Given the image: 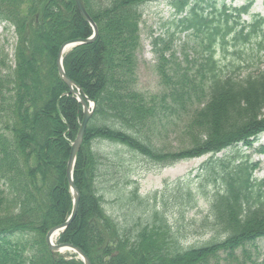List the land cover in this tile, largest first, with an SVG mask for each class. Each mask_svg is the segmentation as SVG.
<instances>
[{
  "label": "trees",
  "instance_id": "1",
  "mask_svg": "<svg viewBox=\"0 0 264 264\" xmlns=\"http://www.w3.org/2000/svg\"><path fill=\"white\" fill-rule=\"evenodd\" d=\"M153 1L159 0H84L99 35L70 50L64 67L96 106L75 163L78 213L58 242L79 246L93 264H258L253 250L264 238V178L255 177L258 163L237 146L251 147L264 131V70L253 62L255 53L241 50L253 40L264 49V17L246 24L240 16L248 6L169 0L179 30L203 34L206 43L200 60L193 63L187 55L189 65L176 63L171 76L161 54L167 91L149 95L138 88V54L140 8ZM0 21L18 37L15 67L0 72V264H84L75 255L53 256L46 234L71 213L67 161L83 118L82 105L59 75L58 50L91 36L92 27L74 0H0ZM219 47L225 60L217 57ZM243 66L257 72L241 78ZM172 115L185 140L177 151L159 148L151 138L168 131ZM99 141L164 165L209 154L198 185L182 189L179 214L185 218L204 197L207 213L190 223L212 231L211 239L182 245L180 228L158 206L146 223L121 226L98 188ZM204 181L212 186L207 192ZM133 196L139 197L138 188ZM16 233L31 238L15 248L6 236Z\"/></svg>",
  "mask_w": 264,
  "mask_h": 264
},
{
  "label": "rangeland",
  "instance_id": "2",
  "mask_svg": "<svg viewBox=\"0 0 264 264\" xmlns=\"http://www.w3.org/2000/svg\"><path fill=\"white\" fill-rule=\"evenodd\" d=\"M226 2L233 7L249 6L248 12L241 16L242 21L247 24L258 16H264V0H226ZM220 3L221 0L218 2L219 6ZM140 9L142 11V48L138 54V88L149 95H161L163 91H167V83L158 68L161 54L169 60L164 66L166 72L171 76L173 75L172 69L177 67L176 63L182 69L189 65L186 60L187 55L193 63L195 60L197 62L201 59L202 44H205L206 40L203 39V34L179 30L169 0L150 2ZM17 40L18 37L10 23L0 21V72L6 73L15 67L14 53ZM167 45L170 46L169 49H166ZM229 45L232 47L229 51L231 54L234 45L233 43H229ZM242 48V51L255 53L253 62L260 64V68L264 69V49L258 47L257 40L243 45ZM222 51L221 47L217 49V57L225 59L222 56ZM259 58H261L260 62ZM3 59L5 65L2 64ZM254 70L255 68L252 66L244 67L242 76ZM169 119L168 131L152 134L151 138L159 148L177 151L185 141L181 135L182 124L175 118V115L169 116ZM94 148L102 157L97 184L104 197V206L121 226H132L139 219L146 223L152 210L158 206L160 210L166 211L169 222L176 228H180L182 236L179 233L178 235L181 237L182 245L186 247L201 245L211 239L212 231L198 226L192 228L190 223L195 214L197 217H201L207 213L208 205L205 203L204 197H201L196 207L186 211L185 218H180L179 214L182 204V189L194 188L198 185V175L202 164L207 161L210 155L164 165L108 141H99L94 144ZM230 149L236 151V148ZM260 149H264V133L258 137L251 148H247L243 144L238 145L240 153L251 155L254 161L259 162V169L255 173L259 179L264 178V150L261 152ZM226 152L222 151L217 157H222ZM203 187L207 192L212 186L204 181ZM137 188L139 197L135 198L133 192ZM141 199L144 200L142 204ZM6 238L16 248L18 244L24 243L31 237L16 233L7 235ZM257 245L258 250H253V254L257 263L261 264L264 260V238L260 239ZM30 253L27 248L26 254ZM64 254L72 255L70 252H64Z\"/></svg>",
  "mask_w": 264,
  "mask_h": 264
},
{
  "label": "water",
  "instance_id": "3",
  "mask_svg": "<svg viewBox=\"0 0 264 264\" xmlns=\"http://www.w3.org/2000/svg\"><path fill=\"white\" fill-rule=\"evenodd\" d=\"M75 2H76V5H77L79 11L81 12V14L92 25L93 35L89 38H80V39H75L72 41L65 42L59 48L58 56H57V66H58L59 74H60L61 78L68 84V86L70 88V93L73 95H76L77 99L83 105V112H84L82 123L80 125L77 137L71 146V151H70V155H69L68 162H67V178H68V181H69V184L71 187V191L73 194V207H72V211H71L69 218L65 222H63L62 224H59V225H57V226H55L49 230V232L46 235V240L48 242V245H49V248H50L52 254H55V253L62 251L64 249L72 250L75 253H77L78 257L84 262V264H92L90 258L87 256V254L80 247H78L72 243L56 244L53 241V237L56 234L63 231L64 229H66L74 221V219L78 213L79 202H80V193H79V190L74 183L73 172H74V166H75V161H76L78 151H79V149L83 143L86 128H87L88 122L90 120V117L93 113V111H91L89 106H88L89 99H87V97H85V93H84L83 89L76 82H74L72 79H70L68 77V75L65 72L64 66H63L64 54L66 53V51L69 48H71L72 46H75L77 44L91 43L98 36V27H97L95 21L92 19V17L87 12L84 0H75Z\"/></svg>",
  "mask_w": 264,
  "mask_h": 264
}]
</instances>
